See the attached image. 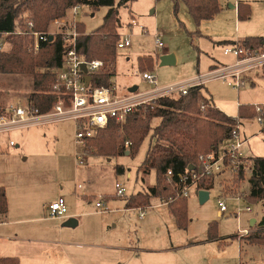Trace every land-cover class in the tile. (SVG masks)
<instances>
[{"label": "rangeland", "instance_id": "374dc122", "mask_svg": "<svg viewBox=\"0 0 264 264\" xmlns=\"http://www.w3.org/2000/svg\"><path fill=\"white\" fill-rule=\"evenodd\" d=\"M242 1L250 5L249 19L237 20L238 10L236 14L235 7L239 0H222V11L214 19L203 20L200 24L182 2L176 13L173 0H135L128 7H121L120 38H129L132 45L117 49L112 81L118 95H125L134 87L139 91L154 88L142 77L138 62L141 56L155 58L152 73L157 76L159 87L178 84L208 73L212 65L221 67L222 64H235L236 56L225 53L226 47L233 48V42L218 41L264 37V0ZM107 11L106 6L97 10L88 5L82 6L75 16L76 25L83 22L87 33H90L101 26ZM64 18L67 27L75 24L72 9ZM63 19L59 23L53 21L48 32L57 33ZM26 31H23V35L29 37L28 49L37 53L33 37ZM155 35L162 39L163 48H156ZM4 38L3 51H9L12 43L6 36ZM32 45L33 48H30ZM165 55H173L175 63L162 65L161 57ZM113 69L114 66L107 62L103 72ZM243 76L247 80L246 84L238 89L222 78L208 79L204 83L205 94L212 97L220 110L234 117L238 116L239 105L250 103L264 106V69L253 68L243 72ZM32 90V75L0 74V104L5 107L27 103ZM160 97L151 102L155 103ZM159 122V118H154L151 127H156ZM244 122L242 134L248 140L241 151L248 157L249 166L251 157L264 156V135L256 118H248ZM152 134L153 130L136 154H127L125 150L111 157L94 155V148L83 155L86 149L83 150V145L75 141L73 120L0 134V155L5 156L0 166L6 173L5 177L22 182L33 176L31 179L35 184L29 189L36 201H40L38 208L41 221L30 224L39 227L35 230L28 228V225L20 226L24 237L30 241L23 242V245L44 249L43 253L36 254L32 264H70L62 246L90 252L81 255L78 264H264L260 258L246 255L243 241L231 237L238 233L239 228L250 225L251 216L259 219L264 216L262 202L250 204L244 197L250 190L248 179L251 174L248 170L246 177L238 179V173L240 168L247 166L232 169L234 162L227 160V168L213 174L214 184L209 189L207 201L200 200L198 183L191 188L188 196L189 224L186 229L177 226L167 203L160 197L152 198L151 205L144 209V218L140 217L139 208H126L127 197L139 191L146 192L156 184V172L152 170L146 173L143 168L146 152L154 142ZM10 139L19 146L9 147ZM226 149L225 141L219 149L220 154H224ZM24 153L29 155L28 161L22 159ZM119 165L123 166V172H117ZM116 183L125 187L124 196L116 194ZM61 196L66 200L69 213L75 208L78 210L80 215L72 217L78 221L77 227L62 228L65 221L52 217L48 209L44 210L43 204L58 200ZM100 197L104 202L102 211L96 208ZM219 198L227 206L223 215L219 211ZM247 206H251L252 212L246 211ZM238 211L241 213L240 223L236 214ZM212 222H216L218 235L224 243L208 239ZM39 237L46 238L48 242L35 241Z\"/></svg>", "mask_w": 264, "mask_h": 264}, {"label": "trees", "instance_id": "16d2710c", "mask_svg": "<svg viewBox=\"0 0 264 264\" xmlns=\"http://www.w3.org/2000/svg\"><path fill=\"white\" fill-rule=\"evenodd\" d=\"M135 0H0V36L6 34L11 41L9 51L0 50V74H28L33 76V90L27 98L29 107L47 112L58 102L57 80L53 69L59 67L68 48L62 34H55L53 39L42 41L37 53L28 49L29 37L23 35L28 29V21L34 23V30L48 32L50 24L66 17L74 6H90L93 10L101 6L108 7L103 23L94 31L87 33L85 24L77 26L81 33L77 39V50L87 59H102L114 66L111 72H100L90 77L93 86H109L115 74L117 44L120 40V8L128 7ZM175 12L180 3H184L189 12L200 24L212 19L221 11L220 0H173ZM251 16L250 5L240 2L239 20ZM23 30V31H21ZM22 32V33H19ZM264 37L250 36L234 45L253 50L264 48ZM141 72L154 69L153 56L139 57ZM205 87H191L186 94L163 96L155 103L138 107L130 113L124 122L111 119L109 127L101 131L96 138L87 140L86 151L97 156H117L121 151L136 154L147 135L153 130V139L146 152L143 168L146 173L156 172V184L146 192L139 191L126 198V208H145L151 205L154 197L168 202V208L175 217L177 226L186 229L189 224L188 197L181 195L180 176L187 173L190 166L199 169V157L203 154L216 153L223 145L232 129L246 118L256 117L257 106L243 104L239 106L238 116L227 115L220 110L204 93ZM7 107L0 104V115ZM159 118L156 127L151 121ZM129 143V144H128ZM248 167L240 168L238 179L246 177L250 170V190L244 197L250 204L264 203V156L250 158ZM123 166L117 172H123ZM173 178H168L169 172ZM213 175L204 176L198 182L200 190L213 186ZM168 199V200H166ZM8 211L6 189L0 187V214ZM256 226V227H255ZM251 229L248 239L264 246V217ZM209 239L218 238L216 222L210 223ZM0 264H21L18 257H0Z\"/></svg>", "mask_w": 264, "mask_h": 264}, {"label": "built area", "instance_id": "2783aa9c", "mask_svg": "<svg viewBox=\"0 0 264 264\" xmlns=\"http://www.w3.org/2000/svg\"><path fill=\"white\" fill-rule=\"evenodd\" d=\"M82 6L77 5L72 8L75 24L67 27L66 19L60 25L57 33L39 32L34 30L33 21H28L27 34L33 37V45L39 50L40 43L47 41L50 36L62 34L63 39L68 46L62 63L59 67L53 69L57 80L58 102L47 112H41L38 108L29 107L27 103H16L8 107L6 112L0 115V134L8 133L13 130L29 128L32 126H48L63 120H73L75 122V141L83 145L86 149L88 139L96 138L98 134L107 129L111 119L124 122L130 113H133L138 107L152 103L151 101L158 96H172L174 94H186L194 86L202 85L206 80L212 78H222L228 81L235 89L244 86L247 80L244 79L243 72L250 71L253 68L262 67L264 69V48L253 50L236 44L233 48L226 47L225 53H232L237 58V62L230 66H222L209 71L206 74L198 75L188 81L178 84L159 87L157 76L152 71L142 72V77L149 84L154 86L149 91H130L125 95H118L116 85L112 83L109 86H93L91 80L86 81V77L103 72L107 62L102 59H87L77 50V39L81 34L76 25L75 16L79 14ZM61 20V19H60ZM61 21L56 20L55 23ZM4 34L0 36V50H5ZM157 49L164 47V43L159 35L154 36ZM132 44L129 38L122 40L120 38L117 49L130 47ZM30 46V48H33ZM82 65L86 66L85 72ZM111 72V71H105ZM231 79V80H229ZM258 115L255 117L260 126V131L264 135V106H257ZM241 131L239 122L231 131L225 140L227 149L224 154L220 152L210 153L201 156V168L188 169L187 173L180 176L181 195L188 197L191 188L196 185L204 176L221 173L227 168V160L234 162L231 168L247 166L248 157L243 155L241 149L247 141ZM129 144V143H128ZM9 145H15V141L10 139ZM87 152V151H86ZM83 152V155L86 154ZM235 164V165H234ZM248 167V166H247ZM168 178H173L170 171ZM118 196H124L126 189L120 183H116ZM103 198L96 202V208L102 211L104 207ZM166 202V201H165ZM168 203V202H166ZM219 211L223 215L227 211L226 203L223 199H218ZM140 217L145 216L144 208H139ZM48 211L52 217L63 218L68 212V207L64 198L52 202ZM247 212H252L251 206L246 207ZM241 213L238 211L237 215ZM240 236L250 234V229L240 228Z\"/></svg>", "mask_w": 264, "mask_h": 264}, {"label": "crops", "instance_id": "0c3cea01", "mask_svg": "<svg viewBox=\"0 0 264 264\" xmlns=\"http://www.w3.org/2000/svg\"><path fill=\"white\" fill-rule=\"evenodd\" d=\"M240 2H247V1L239 0L238 5ZM220 4H221V11H222V9H223L222 0H220ZM235 10H236V14H237L238 6L235 7ZM217 15L218 14H216L215 17ZM237 20H238V17H237ZM220 37H223V36H219V38ZM225 41H231V40H221L218 42L225 43ZM239 41H241V40H239ZM239 41H235V42H239ZM222 66H224V64H222L221 67ZM216 68H219V66L212 65V67L210 69L213 70ZM202 85L204 86V84H202ZM252 85H254V82H252ZM204 93H205V91H204ZM208 98H210V97H208ZM210 99L215 104L212 97ZM248 104H250V103H248ZM239 106H238V109H239ZM229 116H231V115H229ZM253 118H255V117H253ZM247 119L248 118L242 119L241 121H243V122L240 121L241 131H242L243 126L245 125L244 121H246ZM64 121H72V120L67 119V120H63L60 122H64ZM24 129H27V128H24ZM24 129H18V130H24ZM8 146L11 147L10 145H8ZM14 146L18 147L19 144L15 141ZM14 146H12V147H14ZM86 154H88V152H86ZM4 159H5V156L0 155V164L1 163L3 164ZM22 159L24 161H28L29 155L27 153H24L22 155ZM4 172L5 171L2 170L1 166H0V187H4L6 189L7 200H8V211L5 214H0V257H18L21 264H25V263L32 264V263H34V257H36V254L43 253L44 249L38 248L37 246L27 247L26 245H23V244H25L23 242H30V241L24 237V233H23L20 226L21 225H24V226L28 225L27 226L28 228L36 230L39 227V225H30V224L41 221V219L39 218L41 216L40 208H38L40 205V201H36V198L33 196L32 191L29 189V187H31L33 184H35L31 179L33 176L28 177L26 180H22V182H18V180L14 179L13 177H11V178L5 177L6 173H4ZM41 182L42 181H40V183ZM43 191H45V190H43ZM86 197L88 198V195H86ZM86 197L83 196V198H86ZM92 197L93 196H91V198ZM59 198H64V197L61 196ZM56 200L57 199H55L51 202H46L45 204H43L44 210L48 209L49 205ZM68 211H69V208H68ZM67 213H68V215L59 219L60 221H65L62 224V228L77 227L78 221H77V224L75 226H68V225H65V223L67 221H69L70 219H72V217H77L78 215H80L78 210L75 208L72 213H69V212H67ZM220 215H221V213H220ZM263 217L264 216H262L259 219V218H256L255 216H251L250 220H249L250 225L245 229H250V234H251L254 230H256V229H251V228L254 227L256 223L260 222ZM240 219H241V216H238L239 223L241 222ZM251 222H253V225H251ZM18 233H21V235H19ZM250 234H248L246 236H240L239 233H237V234L232 235L231 237L233 239L239 238L238 240L243 241V247H245V249H247L246 255L250 254V256H252L254 258H260L262 261H264V246L259 245L257 243H254L251 239H248V236ZM209 240H218L220 242L219 244H222V242L223 243L225 242V241L221 240L219 236L216 239H209ZM35 241L44 242V243L48 242V240L46 238H43V237L36 238ZM62 247H64V249H63V251L65 252L64 255L67 257L70 264H78V260H79L81 255L90 253L87 251L84 252L81 249H77V248H73V247H67V246L66 247L62 246ZM243 247H242L241 252L243 251Z\"/></svg>", "mask_w": 264, "mask_h": 264}, {"label": "water", "instance_id": "95a60500", "mask_svg": "<svg viewBox=\"0 0 264 264\" xmlns=\"http://www.w3.org/2000/svg\"><path fill=\"white\" fill-rule=\"evenodd\" d=\"M50 39H53V35L50 36ZM263 45H264V40H263ZM175 63V58L173 55H165L163 57H161V64L162 65H169V64H174ZM82 68L84 69V71L86 72V66L82 65ZM86 81L89 82L90 81V77H86ZM137 90V87H134L131 89V91H135ZM127 154H129V151L126 152ZM189 169H195V167L190 166ZM199 194V198L200 200L203 201H207L209 199V191L208 190H199L198 192ZM77 224V220L72 218L69 221H67L65 223V225L68 226H75ZM251 225H253V222H251Z\"/></svg>", "mask_w": 264, "mask_h": 264}]
</instances>
